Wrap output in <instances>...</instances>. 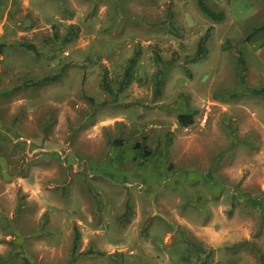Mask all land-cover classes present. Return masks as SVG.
<instances>
[{"label":"rangeland","instance_id":"374dc122","mask_svg":"<svg viewBox=\"0 0 264 264\" xmlns=\"http://www.w3.org/2000/svg\"><path fill=\"white\" fill-rule=\"evenodd\" d=\"M205 1L0 0V264H264V0Z\"/></svg>","mask_w":264,"mask_h":264},{"label":"trees","instance_id":"16d2710c","mask_svg":"<svg viewBox=\"0 0 264 264\" xmlns=\"http://www.w3.org/2000/svg\"><path fill=\"white\" fill-rule=\"evenodd\" d=\"M196 4L199 8V10L205 14L208 18H210L213 21H221L224 19V12L221 10H214L212 9L205 0H196ZM264 27V24L261 25L258 28H254L253 29V33L258 32L260 30H262ZM206 34L200 39V41L197 44V49L195 51V53L190 57L191 61H196L200 58H202L204 56V54L206 53V48H205V41H206ZM26 47L29 50H32L33 52H37L36 47L33 44H27ZM139 55L138 50L134 53V55L128 60V65L125 69V72L123 74V80L121 81L122 86L127 83L130 79V70L132 68V66L136 63L137 57ZM238 63L242 64L243 63V59L240 57L238 58ZM59 77V74H55L52 76H45L41 79H39L38 81L34 82V84H41L43 82L46 81H50V80H55L56 78ZM254 92L256 93H264V91H259V90H254ZM178 122L180 125L182 126H187L190 125L193 120H192V115L190 114H179L178 115ZM77 240H78V234L77 231H75L74 234V240H73V249L72 252H74V250L76 249L77 246ZM23 262L24 264H31L26 258H23Z\"/></svg>","mask_w":264,"mask_h":264},{"label":"crops","instance_id":"0c3cea01","mask_svg":"<svg viewBox=\"0 0 264 264\" xmlns=\"http://www.w3.org/2000/svg\"><path fill=\"white\" fill-rule=\"evenodd\" d=\"M220 9H223V6H221ZM225 14H227L226 11H225ZM225 14H224V15H225Z\"/></svg>","mask_w":264,"mask_h":264}]
</instances>
